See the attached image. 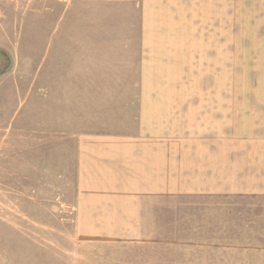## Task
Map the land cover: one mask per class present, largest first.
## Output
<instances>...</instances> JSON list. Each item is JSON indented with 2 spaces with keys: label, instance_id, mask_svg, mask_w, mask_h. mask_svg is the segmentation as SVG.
Listing matches in <instances>:
<instances>
[{
  "label": "rangeland",
  "instance_id": "1",
  "mask_svg": "<svg viewBox=\"0 0 264 264\" xmlns=\"http://www.w3.org/2000/svg\"><path fill=\"white\" fill-rule=\"evenodd\" d=\"M199 1L189 34L212 13ZM142 8L0 0V264H264V196L148 199L131 235L79 220L78 137L136 121Z\"/></svg>",
  "mask_w": 264,
  "mask_h": 264
},
{
  "label": "crops",
  "instance_id": "2",
  "mask_svg": "<svg viewBox=\"0 0 264 264\" xmlns=\"http://www.w3.org/2000/svg\"><path fill=\"white\" fill-rule=\"evenodd\" d=\"M189 3L142 0L133 129L78 137V217L107 234L135 232L148 199L264 196V0H213L195 34Z\"/></svg>",
  "mask_w": 264,
  "mask_h": 264
}]
</instances>
